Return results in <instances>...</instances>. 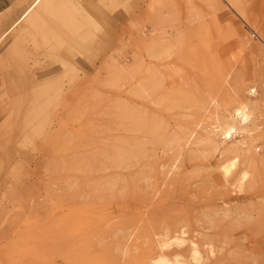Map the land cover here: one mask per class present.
<instances>
[{"label":"rangeland","instance_id":"374dc122","mask_svg":"<svg viewBox=\"0 0 264 264\" xmlns=\"http://www.w3.org/2000/svg\"><path fill=\"white\" fill-rule=\"evenodd\" d=\"M25 1L0 0V35ZM91 2L100 32L79 36L105 33L104 53L79 58L76 82L87 78L62 83L44 107L55 118H27L42 130L22 129L26 105L3 83L38 66L40 38L23 58L13 43L34 36L25 20L0 37V264H151L163 235L182 241L170 260L264 264V0ZM239 102L250 135L203 142Z\"/></svg>","mask_w":264,"mask_h":264},{"label":"bare ground","instance_id":"6f19581e","mask_svg":"<svg viewBox=\"0 0 264 264\" xmlns=\"http://www.w3.org/2000/svg\"><path fill=\"white\" fill-rule=\"evenodd\" d=\"M26 1L25 4L22 5L19 8V11L17 12V13L20 12V16L16 19L15 16L13 17L14 20H12L9 26H6L5 30L3 29L4 31L2 32L0 37L2 36L6 37L8 34L10 33L12 34L14 28L16 29L20 25V23L25 20L29 24L31 30L33 31L34 36L30 38L31 41L26 43H25L26 33L22 35L23 36L22 39H17L13 43V47H15L16 53L21 55L23 58H28L29 53H27V50L24 48L23 44L25 46L31 44L33 47L34 46L40 47V45H38L39 38H40L39 41L41 42L40 48H43L44 51L42 50L40 53L41 58L38 59V61L35 60L33 62V64H38V66L32 68V70H30V73H27L24 69H19L17 71V75L14 74L13 77H10L11 75L7 74L5 76V82L3 83H5V88L7 93L10 94L11 92V95L16 97V99L13 101H19L20 103H22V105H26L27 115L25 117L26 119L23 120L21 123L22 129L26 128V129H31V131H36V130H42L44 128V124H43L44 121L51 116V113L48 110H46L44 107L53 98H54V102H56L57 97L58 96L60 97V95L63 92L62 83H66V82L78 83L80 80L87 78V77H83L78 82H76L77 72L81 70L79 63L83 64V62L79 58L82 57L85 60V62L86 61L92 62V59L95 58L94 52H96L97 56L103 55L104 53L103 47L105 45L103 38L105 36V33L102 34L101 32L102 35H100L101 37H99L97 34L95 35V33H92V36H90L91 33L89 32L90 34L83 33L84 36L80 37L79 32L81 31L80 29L83 26H87V28L92 27L94 28L93 30H95L96 28V31L99 30L98 28H100V25L96 20V18L97 17L103 18L104 14L103 12H99L98 9H97L98 14H96V16L92 15L93 11H91V13L89 12L88 9L91 8V10H93L95 7V5H92L91 0H30L28 2ZM95 37L99 38V42L96 43L94 46H92V44L95 41L94 40L90 41L89 39H94ZM75 45H77V47ZM154 52L155 51H153V53ZM154 54L152 55L153 57L155 56ZM90 55L92 57L91 60H90ZM58 66H60V68ZM148 82L149 81H147V84L149 85ZM12 83L13 84L30 83V85H28L27 89H23L22 92L19 93L16 87L18 86V84H16L15 86L16 88H15L12 85ZM79 83H85V80ZM150 85L149 88L151 87ZM145 86L143 84V87ZM71 87L72 86L70 85V88ZM68 95L69 96L67 99V103L71 104L73 98L71 93ZM59 97L58 99H60ZM61 97L63 96L61 95ZM63 99H65V97ZM59 101H57V104L59 103ZM51 104L49 105L51 106ZM51 109L54 111L53 108ZM22 111L24 112L23 109ZM252 111H253L252 108L247 102L246 103L239 102L230 116H225L226 118L225 117L221 118V120L219 119V117L215 118L214 116L215 124L208 125L209 131L207 132L208 134L207 133L206 134L209 136L207 137L205 136L203 142L208 144L212 143V145L217 146L226 143L233 135L235 136L238 133L245 132L249 134V132L247 131V126L248 123L251 122L252 120L253 117ZM58 113L60 112L58 111ZM34 114H36L34 119H36L37 116L39 117L40 115H43L44 121H41L42 120L41 119L40 120L41 122L37 121L38 123H36L34 120H27L28 117L33 116ZM55 115H59V114H55ZM53 116H51L50 118L52 119ZM55 117L56 116H54L53 118ZM46 123L48 124V126L52 125L50 119L47 120ZM192 134L189 136V138L185 136V139L187 138L186 140L183 139L182 137L181 139L188 142L190 137H192ZM212 136L218 137L220 139L218 141L219 143ZM158 138L159 137L155 139L157 140ZM192 143L193 145L195 144L194 142ZM160 144L162 145L163 143ZM241 145H244V142H241ZM239 148H241V146L234 144V146L228 151L230 152V154H233L236 153L237 150H239ZM137 151L135 153H137ZM119 155L122 154L121 153L117 154V157ZM247 156L251 160H253L250 154H248ZM233 167H234L233 161L225 160L224 163L221 165L222 175L226 177L231 172ZM246 178H247V173L244 172L238 179V184H237L238 188L242 186ZM181 243L182 241L180 238L175 240L173 243L170 240H166L164 235L160 236L156 242V249H157L156 255L151 260L152 261L151 264H184V262L180 261L178 256H175L173 259L170 260L164 255V251L168 249L172 244H174L175 246H180ZM189 252H190L191 261L193 262L199 261L200 255L194 246L190 247Z\"/></svg>","mask_w":264,"mask_h":264}]
</instances>
